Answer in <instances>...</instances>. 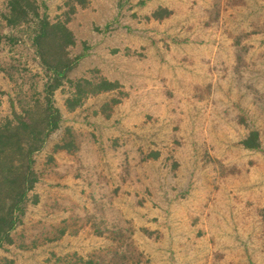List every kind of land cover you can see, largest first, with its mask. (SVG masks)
I'll return each instance as SVG.
<instances>
[{"label":"rangeland","instance_id":"obj_1","mask_svg":"<svg viewBox=\"0 0 264 264\" xmlns=\"http://www.w3.org/2000/svg\"><path fill=\"white\" fill-rule=\"evenodd\" d=\"M35 1L73 32L68 78L119 86L73 110L69 83L49 96L38 203L0 263L264 264V0ZM7 5L0 124L40 117L51 77L36 22L8 26Z\"/></svg>","mask_w":264,"mask_h":264},{"label":"trees","instance_id":"obj_2","mask_svg":"<svg viewBox=\"0 0 264 264\" xmlns=\"http://www.w3.org/2000/svg\"><path fill=\"white\" fill-rule=\"evenodd\" d=\"M73 2L84 6L87 0ZM158 14L156 12L155 16ZM3 18L12 27L36 22L33 45L43 65L50 70L51 77L46 89L47 104L42 108L41 118L14 113L12 118H6L0 124V246L13 244L12 231L23 222L28 203H38V195L34 192L39 179L34 168V154L42 149L49 134L59 128L61 120L59 109L50 104L49 96L65 82L69 83L72 89L65 105L73 110L89 95L112 91L119 86L117 81L106 78H68L74 66V59L68 56V47L75 44L73 32L68 28L67 21L52 22L45 14L42 15L35 0H8ZM3 39L5 35L0 33V43ZM113 102L117 100L113 99ZM242 144L246 148H257V132H251ZM71 148H74L73 142L63 140L55 144L54 151H70Z\"/></svg>","mask_w":264,"mask_h":264}]
</instances>
